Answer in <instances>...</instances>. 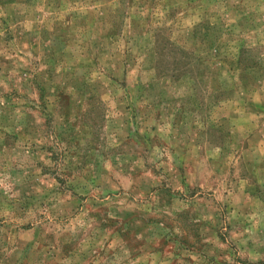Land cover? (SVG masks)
Instances as JSON below:
<instances>
[{"label":"rangeland","instance_id":"obj_1","mask_svg":"<svg viewBox=\"0 0 264 264\" xmlns=\"http://www.w3.org/2000/svg\"><path fill=\"white\" fill-rule=\"evenodd\" d=\"M0 264H264V0H0Z\"/></svg>","mask_w":264,"mask_h":264}]
</instances>
